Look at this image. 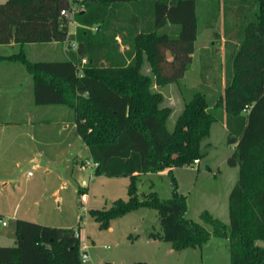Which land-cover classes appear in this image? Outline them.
Here are the masks:
<instances>
[{
    "label": "trees",
    "instance_id": "1",
    "mask_svg": "<svg viewBox=\"0 0 264 264\" xmlns=\"http://www.w3.org/2000/svg\"><path fill=\"white\" fill-rule=\"evenodd\" d=\"M81 5L70 33L61 16L69 0L0 3V46H19L14 59L31 75L37 105L72 109L76 132L96 164L94 175L130 177L125 201L89 213L106 228L113 218L154 208L160 238L176 251L199 249L209 238L223 237L230 264H264V247L257 243L264 240V0H83ZM219 23L224 61L220 57L212 68L219 56L200 50V83L186 89L181 80L194 61L200 24L216 35ZM70 41L77 47L60 61H29L23 52L30 43ZM82 59L87 60L83 66ZM213 69L222 85L209 98ZM171 83L178 84L184 105L170 130V108L155 88ZM216 121L228 130L226 143L233 151L226 162L238 166V178L227 199L229 224L207 210L199 214L209 230L185 216L188 204L172 170L205 155L201 143ZM164 170L171 174V196L151 192L139 200L137 178ZM79 223L65 228L15 220L16 242L0 246V264H82Z\"/></svg>",
    "mask_w": 264,
    "mask_h": 264
},
{
    "label": "crops",
    "instance_id": "2",
    "mask_svg": "<svg viewBox=\"0 0 264 264\" xmlns=\"http://www.w3.org/2000/svg\"><path fill=\"white\" fill-rule=\"evenodd\" d=\"M215 29L216 35L213 34V30L208 29V33L204 35L205 41L200 46L196 44L197 41L195 42L192 56L194 60L200 59L198 52L200 50H208L210 57L215 55L224 57L225 38L222 36V23H219ZM115 40L121 42L119 35L115 36ZM70 42L76 44V42ZM76 47H71L68 43L57 42L41 45L30 43L23 47V52L29 61H60L66 59L68 50L73 51ZM120 49H124L123 44ZM18 51L19 46L12 42L9 45L0 46V89H3L0 91V246H14L16 242L15 220L17 219L51 227L70 228L76 221L72 214H77L79 204L85 211L103 210L109 207L108 199L111 202L118 199L125 201L128 198L127 185L129 182L126 178L118 183V181H110L108 176L94 175L96 164L91 160L87 147L76 132L72 120L74 116L72 109L63 105L42 106L35 103L31 75L20 61L14 59L16 55L13 54ZM168 57L171 58L170 55ZM197 74H200L199 70ZM4 91L8 93L6 96H4ZM6 115L11 116L12 119H6ZM220 124L226 129L223 122ZM231 148L233 151V147ZM227 158L226 155L224 162ZM167 171H161L158 175ZM237 178L238 168L227 176L226 202ZM70 185L78 193L82 190V193L87 195L85 202L80 200L77 202V208L76 201H70L71 194L64 193ZM104 186L110 189L104 192ZM55 202L58 207L56 210ZM64 202L62 210L59 203ZM67 205L70 208L66 207ZM49 209L52 212L50 214ZM70 210L72 212L67 218H65L66 215L61 214ZM116 219L118 218L110 220L111 230H113L112 222ZM143 221L144 217L133 230L126 228L128 231L132 230V232L129 231V237L132 240H128L134 244L141 241V245L146 247L148 245L152 255L158 256L162 246L166 248L164 255L159 258L162 263L165 260L173 264L171 260L174 259V263L179 264L182 258L196 261L198 256L200 264H206L205 252L211 248L212 253L208 257L211 259L208 264H230L228 239L226 238L211 237L199 249L184 248L176 251L170 242L160 238L161 231L143 229ZM133 232L135 234H132ZM80 243L82 250L87 253L88 245L82 242V239ZM144 262L148 263V261ZM144 262L133 261V263ZM150 262L159 263L153 260ZM128 263L132 262L121 264Z\"/></svg>",
    "mask_w": 264,
    "mask_h": 264
},
{
    "label": "rangeland",
    "instance_id": "3",
    "mask_svg": "<svg viewBox=\"0 0 264 264\" xmlns=\"http://www.w3.org/2000/svg\"><path fill=\"white\" fill-rule=\"evenodd\" d=\"M5 1L6 0H0V2ZM203 6V3L198 4L197 9L199 13H201ZM76 26L77 24L73 21L68 22V32L74 31ZM206 33H208V29H205L202 24H200L199 34L197 36L198 43H196L198 46H200L205 41L204 35ZM196 59L191 64L190 68L186 71L184 74L185 76L181 80V83L186 87V89H194L195 86L200 83V75H198L197 72L200 70L201 66L198 62L199 59ZM215 59L216 62L211 60L212 68H216L220 60V56L216 57ZM221 61H224L223 57L221 58ZM83 65L84 64L81 63V66ZM144 71L148 72V68L145 67ZM209 75L210 78L208 79L207 85L210 90H208L207 95L209 98H211L212 94L218 91V85H222V80L219 78L220 74H218L216 69H213V72H211ZM215 77H217V80H214ZM155 89L156 91L160 90L162 92L164 95L163 104L164 106L170 108L171 114L169 115L166 124L168 129L171 130L176 119L178 118V115L180 114V111L183 108V95L180 93L178 84L174 83L160 86L159 88ZM2 90L3 89L1 88L0 91ZM4 92V96H6L8 93L6 94V91ZM6 119L11 120L12 117L6 115ZM220 123V121L214 122L212 125L211 134L201 143V151L206 153L200 158V162L191 166H181L179 168L173 169L172 171V176L175 178V185H177V191L183 193L186 197V204H188L186 217L194 220L195 222L202 223L209 230H211V227L201 221L199 214L203 210H207L215 218H219L220 220L229 224L228 203L225 199V190L227 188L225 182L227 181V176H229L231 172L234 171V169L236 171L238 168V166H228L227 162H224L225 156L231 155L232 148L226 143L228 134L227 129H224ZM221 161L223 163H220ZM218 169H220V171H218ZM124 178L130 182V177L128 176L108 177L110 181H118V183ZM135 184L138 188L137 198L139 200H142L151 192H155L160 198H168L171 196L173 190L171 186V174H168L167 172L161 175H158V173L142 174L137 178ZM107 187L104 186V192L110 189V187ZM67 189L68 190L64 193L67 195L71 194L70 201H76V206L77 202L80 200L78 191H76L71 185ZM123 196H125V194ZM109 200L110 199H108L107 204L110 206L111 202L113 201L109 202ZM64 204L65 202L59 203V207H61L62 210L64 208ZM54 207L55 210L58 209L56 202ZM66 207L70 208L68 205ZM48 212L50 214L51 210L49 209ZM71 212L72 211L70 210L69 212H62L61 214L66 215L65 218H67ZM131 212L132 213H125L126 215L123 218H121L122 216L117 217L118 219L112 222L113 230H111L110 224L106 228L100 227V224L89 213V210L84 211V208L80 204L78 205L77 214H72L76 221L71 227H77L78 222H80L79 225L82 226L80 239H82V242L88 245V259L86 260L87 262L83 264H121L123 262L130 261L132 263L133 261H148V264H152L150 260H153V262L157 261L159 262L158 264H169L165 260H163L162 263L159 259L164 255V251H166V248H163V246L159 250L157 256L152 255L151 248L148 245L147 247L145 245H141V241L140 243L136 242L134 244L128 240H132V238L129 237V233L132 232L135 225L141 223L142 217H144V221L142 222L143 229H149L150 231H160L157 211L154 208L143 207ZM80 215L82 216L81 220H79ZM126 228H132V230H129V232L126 230ZM134 232L132 234H135ZM257 243L264 247V240H258ZM205 253L207 258L206 264H208V261L211 259L208 257L209 255L211 256L212 249H207ZM197 258L196 261L193 259L186 260L185 258H182L183 260L179 264H200V258L198 256ZM171 262L175 264L174 259H172Z\"/></svg>",
    "mask_w": 264,
    "mask_h": 264
},
{
    "label": "built area",
    "instance_id": "4",
    "mask_svg": "<svg viewBox=\"0 0 264 264\" xmlns=\"http://www.w3.org/2000/svg\"><path fill=\"white\" fill-rule=\"evenodd\" d=\"M83 0H69V7H67V8H65V9H63L62 11H61V16H63L64 18H66L67 20H68V22L69 21H71V18H72V16H73V14L75 13V12H77V11H79V10H81L82 9V7H83V5H81V2H82ZM92 31H96L97 30V26H92V27H89ZM70 45H71V47H76V44L75 43H70ZM85 62H86V60L85 59H82V64H85ZM77 74L80 76L81 75V70L79 69L78 70V72H77ZM199 162V160L197 159V160H194L193 161V164H197ZM192 164V165H193ZM29 175H31V174H29ZM86 199H87V195L85 194V193H82L81 195H80V201L81 202H85L86 201ZM84 211H85V209H84ZM2 224L3 225H5V222L4 221H2ZM76 235L78 236V237H80L81 236V231H78V232H76ZM82 249V248H81ZM88 259V254L85 252V251H83L82 250V253H81V256H80V261L82 262V264L83 263H86L87 260Z\"/></svg>",
    "mask_w": 264,
    "mask_h": 264
}]
</instances>
